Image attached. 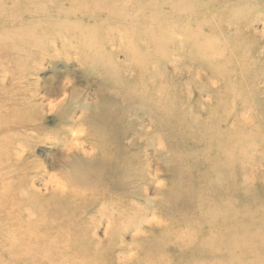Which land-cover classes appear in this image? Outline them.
Wrapping results in <instances>:
<instances>
[{
    "label": "bare ground",
    "instance_id": "bare-ground-1",
    "mask_svg": "<svg viewBox=\"0 0 264 264\" xmlns=\"http://www.w3.org/2000/svg\"><path fill=\"white\" fill-rule=\"evenodd\" d=\"M123 1L127 7V0ZM139 4L142 17L152 22L150 8L161 13L171 8L169 14L155 15L154 22L161 23L160 27L173 16H194L189 0H139ZM112 5V0H0V53L5 56L9 52L7 63L15 70L5 74L6 65L0 57V100L3 94L15 96L17 89L24 92L17 106H1L0 101V139L13 135L21 139L14 146L0 144V215L10 224L8 228L0 224V250L14 253L12 264H78L80 252L90 255L87 250L109 252L110 264H168V258L164 262L158 253L169 257L176 252L192 255L183 258L187 264H226L229 259L241 263L250 257H254L253 264L257 259L264 264V197L248 183L243 150L248 139L264 138L262 88L246 95L232 91L231 105L223 96L217 100V93L205 98L201 87L216 73L202 79L190 69L181 70L177 61L172 68L167 65L165 75L149 73L152 54L136 48L138 65H133L140 72L127 71L126 62L109 71L103 67L105 84L94 99L70 89L61 102L52 104V111L67 127L60 172L50 175L45 167L37 168L28 161L26 151L19 157L20 151L32 146L34 134L27 133L38 132L34 121H41L42 113L34 100L35 92L29 88L27 75L33 69L26 68V75L18 72L11 62L21 57V49L14 53L8 47L20 41L35 46L37 39L50 46L54 40L67 39L70 31L61 33L63 25L52 22L85 24L89 20L82 16L89 10L96 22L126 24L131 20L127 12L112 13L116 11ZM67 8L69 12H63ZM46 30L49 36L43 35ZM240 32L232 30L229 38H242ZM251 33L264 37V32ZM137 46L143 48L140 43ZM93 50L92 45L83 50L92 67L103 61L91 57ZM24 58L31 60V55ZM139 65L147 66L144 72ZM161 70L159 66L155 72ZM170 75L173 78L168 86ZM121 79L126 83L121 84ZM255 80H264V75H256ZM210 88L211 92L217 87L212 84ZM248 108L252 111L245 118L241 110ZM82 109L85 111L77 116V110ZM197 112L204 121L197 119ZM19 115L29 120L20 122ZM144 120L146 137L142 134ZM31 123L34 127L28 129ZM152 128L156 130L150 135ZM181 130L186 132L183 153L165 157V143L179 145ZM154 137L160 141L156 154L161 165L156 168L142 147ZM153 185L155 191L150 196ZM102 226L105 238L100 241L95 230ZM130 229L135 231V239L128 246L122 236ZM152 253L157 254L155 259L150 257Z\"/></svg>",
    "mask_w": 264,
    "mask_h": 264
},
{
    "label": "rangeland",
    "instance_id": "rangeland-1",
    "mask_svg": "<svg viewBox=\"0 0 264 264\" xmlns=\"http://www.w3.org/2000/svg\"><path fill=\"white\" fill-rule=\"evenodd\" d=\"M158 1L159 0H157V2ZM237 1L238 0H189V3H193L194 16H191L189 19L188 15L184 16L183 14L179 16L180 18L173 16L169 22L164 23L162 27H160L161 23L156 25L154 22L155 15L158 13L162 15L165 13L169 14L171 8H167L162 13L158 12V10L153 7L150 8L149 15H153L152 22L148 18L144 19L142 17L139 0H127V7L123 5L125 3L123 0H112V6H114L112 11L116 10L112 13L117 15L127 12V18L131 19L128 23L122 24L114 21L96 22V16H91L92 10H89V14H85V17L82 16L84 20H89L85 22V24H81V21H78V23L75 22V24L71 21L64 22L62 20L52 22L54 25H63L61 33H67L68 30L70 31L66 36L67 39H61L58 42L54 40L53 44L50 46L40 44L39 39H37L39 42L37 41L35 46H28L26 42L21 43V41L20 43L10 45L8 48L12 49L14 53H18V49H21L22 53L20 58L13 59L11 62V64L20 70L16 71L26 75L28 73V71H25L26 68L30 66L33 69V72H29V75H27L30 81L29 88L32 87V91L35 92L36 99L34 100L39 103L36 105L40 113H42L41 121H34L38 132L27 133L31 135L34 134L32 146L20 151L19 157L24 156V151H26L28 161L33 162L37 168L38 166H42L46 168L47 173L50 175L57 174L60 170L59 162L64 153V141L66 139L67 127L63 121L60 120V116L52 111V107L61 102L65 91L70 89H77V91L83 92L84 96L89 100H91V98L94 99L98 90L103 88L105 84L102 75L104 72L103 67H106L109 71L112 68L114 69V65L119 62L124 64L126 62L125 65H128L127 71L140 72V70L133 65H138L136 48L144 51V54L145 52L152 54V57L148 59V67H140L139 65V68L143 72L147 67L149 73L154 72L155 74L165 75L167 65L172 68L171 65L174 61H177L178 63L180 62L179 68H181V70H183V68L190 69L196 77H202V79H207L208 75L214 76L213 74L216 73V75L212 77L213 80H211V82L207 79L205 82L206 84L201 87L203 89V91L202 89L200 90L203 92L201 94L203 95L205 92V98H207L208 94L213 95L217 93V100L219 98L221 99L223 96L225 97L222 98L224 102L231 105L233 102L231 96L232 91L243 95L253 93L255 88H262L264 91V80H259L258 83L255 80L256 75H264V37L262 36L264 32V0H241L240 3H237ZM231 3H234V7H231ZM240 4L243 5L240 6ZM225 8H227V10ZM63 12H69V9H64ZM231 13L234 14V19H232ZM232 20H234V22ZM246 21H248V24ZM250 22L254 23L250 25ZM44 23L47 22H41L40 24ZM235 29L241 30L240 33L244 34L242 38H229L230 32ZM255 31L260 32L262 34L260 36L262 37H256L251 33ZM222 32L225 33L222 34ZM43 35L49 36L50 31L46 30L43 32ZM184 36H192L193 38L184 39ZM136 43L142 44L143 48L137 46ZM1 45L2 44H0V46ZM91 45L94 47L91 57L103 60L96 63L93 67L90 66L87 61V58L90 56L85 55L86 53L83 51L89 49ZM48 47H50V49ZM34 51L35 54L32 55ZM200 52H203L204 55L202 56ZM104 53L105 58L103 56ZM8 54L9 52H5V56H3L0 53V57L6 65L5 74L15 71L10 69L11 65L7 63L8 60L6 56ZM26 54L27 56L31 55V60H26L24 58ZM206 59H208V62H206ZM188 60L190 61L188 62ZM28 61H30L29 64ZM161 62L164 65H162ZM185 65L187 66L185 67ZM159 66L162 67V70L157 73L155 71ZM197 68L198 71H196ZM217 70L221 72H216ZM115 71L117 73L119 72L121 78L119 69L115 68ZM172 78L173 75L167 77L168 86L171 85L169 81H171ZM120 82L121 84L126 83L123 79H121ZM212 84L217 88L210 92ZM199 92L197 93L198 97ZM6 96L7 94H3V99L0 100L2 101L1 106H17L19 98L24 97V92L17 89L15 96ZM32 102L35 103L33 100ZM52 104L55 105L52 106ZM247 105L250 106L249 104ZM44 106L46 107L44 108ZM222 110L224 111V109ZM84 111L85 109H82V111L77 110L76 115L79 116ZM251 111L250 108L245 112L241 110L245 118L249 116ZM197 114V119L204 121L200 119V113L197 112ZM19 117L20 122L27 119L29 120L26 115H19ZM233 122H235L234 119L231 120V124H233ZM34 124H29L30 126L28 129L33 128ZM143 124L146 129L143 128L142 134L146 137V130L148 129V127H146V120H144ZM154 130L156 129L152 128L150 135H153ZM179 135H181L179 136V145L171 146L168 142L165 143L167 149V152L163 154L165 157H167L168 153L175 155L183 153L182 144L186 137V132L181 130ZM18 140L21 139L13 135L10 136L9 139H0V144L4 147L5 142H8V145L14 146ZM249 141L250 139L246 142L247 146L243 147L247 157V168L244 172L246 173L248 183L255 187L256 194L264 197V138L254 142L250 141L251 143ZM159 142V139L154 137L153 140L149 142V145L145 143L142 144L153 168H156L158 166L157 164H160L161 161L156 154V148L159 147ZM36 182V186L41 188V183L38 181ZM14 183L18 182L16 181ZM154 191L153 185L149 188V195L153 196ZM251 195H253L252 197L255 196L254 194ZM119 198H122V196L120 195ZM149 217V219H151L152 215ZM8 220L7 217L0 215V224L4 223L3 226L5 228H8L7 225H10ZM174 222L179 223V221ZM95 232L96 237L100 241H103L105 238L104 227H99ZM134 232L133 229L126 230V235L124 234L122 236L124 243L128 244V246L132 245L134 242ZM87 251H89L90 255L84 253L85 251L80 252L78 264H110L109 257L111 254L109 252L104 251L105 253H103L101 250ZM2 252L3 251L0 250V264H12L13 258L11 256H13L14 253ZM42 254L44 255L45 252ZM183 254L180 255L179 252H176L171 256L168 255L169 257H167L166 254L160 253L156 255L160 260L163 259L164 262H166L168 258V264H187L183 262V258H189L190 256L192 257V255L189 253ZM156 255L152 253L150 257L155 259ZM229 261L226 264H253L254 257H250L246 261L242 260L241 263L234 259L233 261L229 259ZM256 261V264H260V260L257 259Z\"/></svg>",
    "mask_w": 264,
    "mask_h": 264
}]
</instances>
